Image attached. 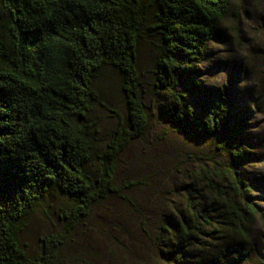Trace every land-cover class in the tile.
<instances>
[{
  "label": "trees",
  "instance_id": "obj_1",
  "mask_svg": "<svg viewBox=\"0 0 264 264\" xmlns=\"http://www.w3.org/2000/svg\"><path fill=\"white\" fill-rule=\"evenodd\" d=\"M234 1L0 0V264H66L71 238L97 207L111 197L132 205L115 176L147 129L144 73L165 99L166 124L212 152L210 170L191 173L186 211L163 227L169 247L160 255L171 264H264L251 237L259 211L245 170L259 158L246 116L236 114L230 82L201 80ZM145 46L156 56L144 72ZM101 112L115 116L107 130ZM49 197L60 199L59 229L30 253L21 234Z\"/></svg>",
  "mask_w": 264,
  "mask_h": 264
},
{
  "label": "rangeland",
  "instance_id": "obj_2",
  "mask_svg": "<svg viewBox=\"0 0 264 264\" xmlns=\"http://www.w3.org/2000/svg\"><path fill=\"white\" fill-rule=\"evenodd\" d=\"M221 34V41L207 49L201 80L214 88L231 83L236 114L246 116L247 138L258 154L259 162L245 170L255 185L259 211L251 228L256 255L264 253V0H235ZM153 56L154 50L141 49L142 71L150 67L147 64ZM144 74L147 129L120 156L115 176L116 186L126 187L123 195L132 205L111 197L97 207L71 238L66 264H171L160 255L169 247L162 229L186 211L191 173L200 168L210 170L211 145L166 124L160 114L165 99L151 89V80ZM108 91L122 116L124 106L111 83ZM98 116L105 130L114 124L112 114L101 112ZM195 189L199 193L202 188L198 185ZM197 200L193 197L192 202ZM59 203V198L49 197L44 212L37 211L27 220L21 242L30 253L36 251L38 237L59 229L54 214Z\"/></svg>",
  "mask_w": 264,
  "mask_h": 264
}]
</instances>
